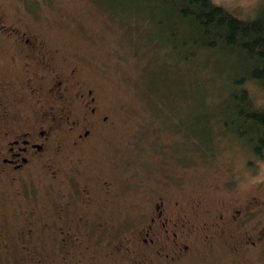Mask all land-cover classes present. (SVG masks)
Listing matches in <instances>:
<instances>
[{"label": "flooded vegetation", "instance_id": "obj_1", "mask_svg": "<svg viewBox=\"0 0 264 264\" xmlns=\"http://www.w3.org/2000/svg\"><path fill=\"white\" fill-rule=\"evenodd\" d=\"M0 40V264H178L215 233L235 246L264 236L254 194L229 211L168 194L127 205L87 157L115 129L99 91L23 20L0 12ZM88 172L97 177L80 185Z\"/></svg>", "mask_w": 264, "mask_h": 264}, {"label": "rangeland", "instance_id": "obj_2", "mask_svg": "<svg viewBox=\"0 0 264 264\" xmlns=\"http://www.w3.org/2000/svg\"><path fill=\"white\" fill-rule=\"evenodd\" d=\"M211 1L247 20L264 11V0ZM110 6L117 12L111 14ZM0 12L9 22L21 19L41 32L58 50L57 62L65 68L77 66L79 79L99 91L115 129L97 135L87 157L105 177L116 179L127 205L140 212L159 194H168L184 204L195 201L209 210L229 211L253 194L264 198V157L231 132L221 137L217 133L219 141L209 156L194 150L195 136L185 144V126L192 135L207 112L210 128L220 133L218 114L225 93H216L212 78L217 74L215 52H199L197 72L187 75L182 59L172 58L154 41L144 43L154 26L149 23L139 37L133 27L140 14L121 12L117 0H0ZM218 59L226 68L229 61ZM165 77L168 89L159 83ZM218 80L224 77L218 75ZM245 86L264 108V88L252 81ZM96 177L88 172L79 184ZM41 180L37 175V184ZM240 234L241 229L234 235L242 238ZM234 243L227 230L215 233L208 241H197L193 254L178 264H264V236L255 245Z\"/></svg>", "mask_w": 264, "mask_h": 264}, {"label": "trees", "instance_id": "obj_3", "mask_svg": "<svg viewBox=\"0 0 264 264\" xmlns=\"http://www.w3.org/2000/svg\"><path fill=\"white\" fill-rule=\"evenodd\" d=\"M117 9L140 14L139 22L133 27L139 37H143V30L151 23L154 30L144 43L148 39L154 41L156 45L167 48L172 58L182 59L187 75L193 76L197 72L195 69L199 67L201 56L199 52H209V55L216 53L219 66L212 78L217 81L214 83L218 89L216 93H225L217 113L222 124H218L220 133L213 131V125L210 128L207 112L203 120L195 123L196 129L192 135L185 126V144L195 136L198 142L194 150L202 156H209L219 141V138L215 140L217 133L221 137L231 132L232 136L247 144L255 155L264 157V108L255 104L252 93L245 86L246 82L252 81L264 88V11L261 16L247 20L211 0H117ZM108 11L111 14L117 12L112 6ZM124 29L130 31V27L125 26ZM39 35L46 42L41 32ZM219 57L229 61L226 68L220 64ZM218 75H222L224 81L218 80ZM168 80L165 77L159 83L165 84L168 89ZM159 89L162 90L163 86L160 85ZM188 150L193 149H186V152Z\"/></svg>", "mask_w": 264, "mask_h": 264}]
</instances>
